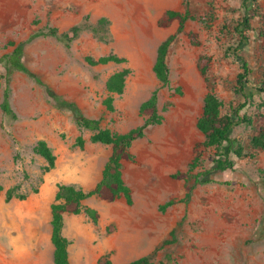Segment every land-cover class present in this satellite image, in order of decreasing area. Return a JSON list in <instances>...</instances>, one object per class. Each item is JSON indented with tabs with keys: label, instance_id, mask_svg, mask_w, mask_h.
Returning a JSON list of instances; mask_svg holds the SVG:
<instances>
[{
	"label": "rangeland",
	"instance_id": "obj_1",
	"mask_svg": "<svg viewBox=\"0 0 264 264\" xmlns=\"http://www.w3.org/2000/svg\"><path fill=\"white\" fill-rule=\"evenodd\" d=\"M194 17L176 33L172 21L160 26L167 11H184V0H0V57L8 42L24 41L34 30L53 27L59 33L73 26L80 31L65 49L54 38H37L23 48L22 62L55 93L75 103L83 115L98 119L101 128L125 133L142 123L138 109L158 90L161 122L149 127L130 146V160L122 175L130 204L89 198L83 206L98 214L97 223L84 215L65 221L64 234L73 264H124L150 255L155 262L170 254L174 264H264V151L248 155L254 128L264 124L261 99L254 98L240 115L254 119L253 128L241 125L230 137L242 140L245 157H233L230 171L211 173L216 182L193 185L171 176L187 171L193 147L203 140L195 123L208 89L224 104L236 106L232 93L238 65L226 54L233 44L232 28L248 17V44L241 52L251 77L264 69V0H187ZM104 19L103 32L93 28ZM188 34L195 35L191 44ZM174 35L167 52L169 83L159 87L151 68L157 47ZM115 55L121 64L88 65L86 57ZM205 71L202 73L201 68ZM128 69L113 111H106L107 78ZM4 69L0 65V75ZM10 104L17 116L9 122L0 111V264H53L49 204L56 185L87 190L97 182L110 147L90 142L91 132L80 131L66 112L55 109L41 87L22 73L10 79ZM2 79L0 78V97ZM78 136L82 148L75 145ZM44 140L56 157L54 167L42 172L45 161L31 151ZM203 168L211 169L209 154ZM196 169L195 172H200ZM218 182H230L225 186ZM193 186L190 200L181 199ZM25 195L5 201V192ZM169 201L173 204L162 209ZM184 217L177 243L167 251L159 246L175 223Z\"/></svg>",
	"mask_w": 264,
	"mask_h": 264
},
{
	"label": "trees",
	"instance_id": "obj_2",
	"mask_svg": "<svg viewBox=\"0 0 264 264\" xmlns=\"http://www.w3.org/2000/svg\"><path fill=\"white\" fill-rule=\"evenodd\" d=\"M254 3L255 0H246ZM194 17L189 11L187 0H184V11H167L159 21L160 26H165L172 21H176L178 27L176 33L183 30L185 24ZM105 22L101 19L98 25L93 28V32L97 35L102 34V24ZM80 29L73 26L66 32L59 33L53 27H44L40 30L32 31L28 37L19 43L8 42L11 51L8 54L0 57V65L4 69L0 78L2 79V91L0 97V111L4 118L9 122H15L17 116L11 108L10 104V79L14 73H22L30 78L36 85L42 88L44 95L52 106L70 115L71 121L80 131L91 132L90 142L93 144L106 145L110 147V154L104 163L99 181L89 190L84 191L79 187L70 184L56 185V191L51 204L49 205L50 213V243L53 247L52 262L53 264H70L68 259L67 248L68 240L62 235L63 217L65 214L78 215L83 213L94 224L97 223L98 214L94 209L84 207L83 202L89 198H96L105 202H113L118 198H124L127 204H130V192L125 185L122 175V163L132 158L129 149L133 142L141 139L146 130L161 122V117L158 114V90H154L150 96L143 101L138 109V113L142 116V123L127 131L126 133H116L108 129L101 128L98 119H89L83 115L79 107L57 93H55L46 83H44L35 73L29 70L22 62L23 48L26 44L37 38H54L61 45L68 49L74 39H76ZM250 31L248 17H243L235 23L232 28L233 44L225 49V52L238 65L239 71L235 77L232 93L237 100L236 106L229 104L228 110L222 113L224 104L215 96L211 89L205 93L202 101V109L199 117L196 120L195 127L202 135L203 140L196 143L193 147V157L187 165V171L184 173L177 172L171 177L175 180L193 182L197 184H209L216 182L213 179L207 178L211 173H221L232 170L234 166L233 157L240 159L245 157V146L242 140L238 137H230V133L237 127L244 125L253 128L254 119L245 114L240 115V111L249 105H252L254 98L261 99L260 107L264 113V69L258 79L251 77L252 71L245 61L241 52L248 44L247 33ZM174 35L169 36L159 44L156 50V56L151 68V71L159 84V87L164 88L169 83V70L167 67V52ZM191 44H196L195 35L188 34ZM88 65H105L107 63L121 64L123 59L115 55L102 56L97 59L90 57L85 58ZM205 71L204 66L201 72ZM129 74L128 69H121L111 74L105 82L106 98L102 101V105L106 111H113L114 96L121 95L125 80ZM75 145L82 148L84 141L81 136L75 140ZM247 148L251 151L248 155L250 159H254V154L258 151H264V124L254 128V134L249 138ZM34 155L39 156L45 161V166L42 172H49L55 164L56 157L52 149L43 140H38L31 148ZM205 154H209L211 169L205 170L203 163L205 162ZM196 169H201L200 172H195ZM262 184L264 185V169L258 170ZM225 186H229L230 182H218ZM17 188L8 189L5 192V201L11 199L24 200L25 195H14V190ZM193 186H188L184 197L181 201L187 204L190 200ZM2 187L0 186V192ZM173 204V201L167 202L162 209ZM184 217L180 218L172 229L167 233L166 237L161 242L159 249L168 250L174 246L182 231ZM105 264H109L106 262ZM127 264H174L170 254H164L163 259L155 262L152 256L147 255L131 261Z\"/></svg>",
	"mask_w": 264,
	"mask_h": 264
},
{
	"label": "crops",
	"instance_id": "obj_3",
	"mask_svg": "<svg viewBox=\"0 0 264 264\" xmlns=\"http://www.w3.org/2000/svg\"><path fill=\"white\" fill-rule=\"evenodd\" d=\"M90 119V118H89ZM126 133V132H125ZM44 141V140H43ZM109 157V156H108ZM106 162V161H105ZM102 170V169H101ZM100 174H101V171H100ZM99 179H100V177H99ZM99 181V180H98ZM97 181V182H98ZM97 182H95L94 184H92L87 190H89V189H91ZM83 190V189H82ZM87 190H84V191H87ZM55 194V193H54ZM54 197V196H53ZM53 200V199H52ZM52 202V201H51ZM51 204V203H50ZM49 204V205H50ZM85 207V206H84ZM88 208H90V207H88ZM91 209H93V208H91ZM80 215H84L83 213H80V214H78V215H68V214H65L64 215V217H63V227H62V235H63V237H65L66 239H67V236L64 234V232H63V228H64V225H65V221L69 218V216H70V219L72 220V221H76L77 220V216H80ZM85 216V215H84ZM86 217V216H85ZM87 219H89L88 217H86ZM90 220V219H89ZM49 224H50V213H49ZM69 246V245H68ZM67 252H68V248H67ZM142 257H144V256H142ZM139 258H141V257H139ZM68 259H69V261H70V264H73L72 262H71V260H70V258H69V253H68ZM138 259V258H137ZM134 260H136V259H134ZM134 260H132V261H134ZM129 262H131V261H129ZM129 262H127V263H129ZM127 263H124V264H127Z\"/></svg>",
	"mask_w": 264,
	"mask_h": 264
}]
</instances>
